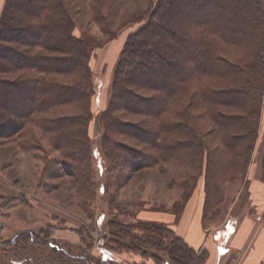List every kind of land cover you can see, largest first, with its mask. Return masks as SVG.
<instances>
[{
    "label": "trees",
    "instance_id": "1",
    "mask_svg": "<svg viewBox=\"0 0 264 264\" xmlns=\"http://www.w3.org/2000/svg\"><path fill=\"white\" fill-rule=\"evenodd\" d=\"M137 1L146 8L119 24L117 8L105 9L104 0L93 5V21L106 38L101 43L89 32L75 33L71 0H5L0 139L37 152L41 134L60 153L57 164L91 193L95 74L90 59L120 29L139 24L125 42L110 102L101 113L102 145L130 173L158 167L172 174L170 186L181 189L176 214L204 177L205 214L218 215L228 182L246 176L258 138L264 0ZM262 220L264 226V214ZM107 229L108 238L98 244L108 253L145 255L154 247L171 264H202L207 258L206 251L193 250L164 224L110 220Z\"/></svg>",
    "mask_w": 264,
    "mask_h": 264
},
{
    "label": "rangeland",
    "instance_id": "2",
    "mask_svg": "<svg viewBox=\"0 0 264 264\" xmlns=\"http://www.w3.org/2000/svg\"><path fill=\"white\" fill-rule=\"evenodd\" d=\"M104 1L105 9H118L117 24L146 8V4L137 0ZM102 2L71 0L78 23L77 35L83 30L101 43L105 42L106 38L92 18L93 5H102ZM139 26L127 25L122 29L133 27L136 30ZM109 43L96 49L90 59L95 74V118L89 129L94 173L91 193L71 178L64 166L57 164L61 160L60 153L41 134L37 136L42 149L37 152H24L18 141L0 139V264H147L145 260L153 259L159 263L166 258L169 260L163 251L154 247H148L144 255L126 250L108 253L103 244H98L102 236L108 238L107 223L110 220L133 224L137 213L147 207L164 208L160 202L167 201V187L176 189L181 195L179 187L170 186L172 174L166 175L158 167L130 173L118 166L116 158L109 157L102 145L104 128L100 117L105 110L103 100L111 93L113 79L108 89L102 90L101 74L94 66L101 69L103 49ZM111 76L108 72L106 78ZM260 111L254 152L260 150L263 162L264 97ZM112 137L130 146L135 144L121 136ZM248 178L247 172L244 179L238 176L228 182L222 203L223 214L217 223L253 212L247 185L251 178Z\"/></svg>",
    "mask_w": 264,
    "mask_h": 264
},
{
    "label": "crops",
    "instance_id": "3",
    "mask_svg": "<svg viewBox=\"0 0 264 264\" xmlns=\"http://www.w3.org/2000/svg\"><path fill=\"white\" fill-rule=\"evenodd\" d=\"M5 0H0V18L3 12ZM133 27L120 29L117 38L106 45L101 56V69L94 66V70L100 71L102 90H107L114 76V71L125 42ZM92 65V64H91ZM93 67V66H92ZM108 70L105 71V68ZM111 74L110 78H106ZM111 99L104 98L103 103L107 108ZM260 150L254 152L253 162L248 170L251 182L250 190L251 213L238 218L224 219L217 223L218 215L205 214V181L201 177L190 198L185 203L180 213L173 211V206L179 200L180 195L176 189L167 187V201L161 200V209H146L137 213L136 220L144 222H156L166 225L173 230L190 248L197 252L206 251L207 258L202 264H264V181L262 180V162ZM165 191V190H164ZM164 195V196H165ZM163 196V197H164ZM147 264H171L169 260L161 263L150 259Z\"/></svg>",
    "mask_w": 264,
    "mask_h": 264
}]
</instances>
